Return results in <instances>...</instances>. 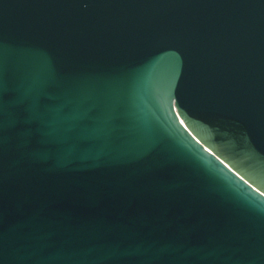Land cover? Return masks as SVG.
<instances>
[{
	"label": "water",
	"instance_id": "water-1",
	"mask_svg": "<svg viewBox=\"0 0 264 264\" xmlns=\"http://www.w3.org/2000/svg\"><path fill=\"white\" fill-rule=\"evenodd\" d=\"M0 264H264V0H0Z\"/></svg>",
	"mask_w": 264,
	"mask_h": 264
}]
</instances>
